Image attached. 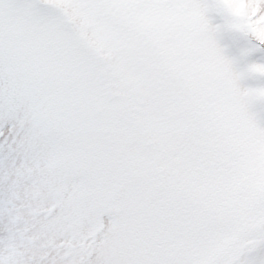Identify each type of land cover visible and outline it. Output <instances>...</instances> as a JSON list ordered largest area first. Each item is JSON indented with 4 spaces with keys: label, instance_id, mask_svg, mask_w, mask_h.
Here are the masks:
<instances>
[{
    "label": "snow or ice",
    "instance_id": "obj_1",
    "mask_svg": "<svg viewBox=\"0 0 264 264\" xmlns=\"http://www.w3.org/2000/svg\"><path fill=\"white\" fill-rule=\"evenodd\" d=\"M0 264H264V0H0Z\"/></svg>",
    "mask_w": 264,
    "mask_h": 264
},
{
    "label": "rangeland",
    "instance_id": "obj_2",
    "mask_svg": "<svg viewBox=\"0 0 264 264\" xmlns=\"http://www.w3.org/2000/svg\"><path fill=\"white\" fill-rule=\"evenodd\" d=\"M250 83H252L253 85H256V84H258L260 82H258V81H251Z\"/></svg>",
    "mask_w": 264,
    "mask_h": 264
}]
</instances>
